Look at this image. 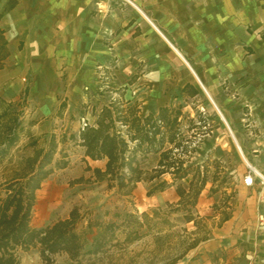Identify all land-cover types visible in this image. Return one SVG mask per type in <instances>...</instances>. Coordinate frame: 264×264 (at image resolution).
I'll list each match as a JSON object with an SVG mask.
<instances>
[{
	"label": "crops",
	"instance_id": "0c3cea01",
	"mask_svg": "<svg viewBox=\"0 0 264 264\" xmlns=\"http://www.w3.org/2000/svg\"><path fill=\"white\" fill-rule=\"evenodd\" d=\"M9 2L14 6L7 10ZM0 16L9 51L0 70V97L15 101L26 90V102L43 118L37 130L56 125L78 134L86 124L94 125L92 110L71 123L66 116L79 111L88 96L96 104L107 103L111 94L100 80L111 75L112 63L119 76L128 78L125 65L169 57L164 41L183 63L174 67L182 94L191 98L183 92L189 85L199 95L194 78L223 121L203 141L200 154L217 161L227 157L235 176L227 220L212 227L207 239L177 264H264V183H243L246 167L264 177V0H0ZM245 48L250 55H244ZM214 50L213 72L209 56ZM206 76L222 80L231 95L211 88ZM136 82L137 76H130L120 88H125L126 100L141 109L140 100L154 101V113L168 106L161 87L150 91V97H132ZM63 103L62 116L53 119ZM217 104L226 108V119ZM244 111L246 119L241 118ZM151 157L156 158L154 169L159 156ZM175 189L151 196L149 206L177 203ZM205 194L206 188L195 207L199 214L217 203ZM31 226L45 225L36 227L31 221Z\"/></svg>",
	"mask_w": 264,
	"mask_h": 264
},
{
	"label": "trees",
	"instance_id": "16d2710c",
	"mask_svg": "<svg viewBox=\"0 0 264 264\" xmlns=\"http://www.w3.org/2000/svg\"><path fill=\"white\" fill-rule=\"evenodd\" d=\"M13 6L9 2L7 10ZM8 55L4 32L0 29V70ZM107 92L116 97L110 98L100 109L93 108L92 114L96 117L94 125L86 124L78 135L62 133L57 136L53 133L45 146L39 145V139L29 137L26 148L32 149V155L22 158L12 175L0 184V264H18L17 250L31 248L38 250L43 264H55L54 256H65L70 264H80L85 256L97 257L105 253L116 234L126 227H142L140 219L146 221L148 231L158 229L155 219L160 216H164L163 224L169 225L165 219L169 213H162L160 208L141 216L126 213L123 219L115 213V220L107 222L93 221L87 215H81L78 208H73L68 218L33 228L31 221L36 192L55 169L68 167L65 149L68 143L82 149L83 160L87 164L88 161L105 162L104 169L88 165L87 170L93 173L97 182L105 183L109 191L115 190L119 195L129 197L140 182L151 184L147 197L176 186L179 200L175 204H166V207L170 213H184V221L193 223L203 235L192 239L184 252L167 264H177L189 250L207 239L204 218L194 215L193 211L207 184L214 186L218 173L216 167L220 161H212L215 166L212 176L209 175L207 160L201 165L190 164V161L195 153V141L210 135L212 124L207 123L200 113L196 115V123L180 105L161 107L156 113L146 114L139 103L125 99V88ZM183 92L191 98L197 96L189 85ZM26 95L25 90L24 100ZM19 106V102H6L0 97V158L18 143L22 132ZM64 106L61 104L59 110ZM152 154L158 155L159 159L157 166L148 171L143 165ZM56 155H60L58 160ZM164 175H169L171 181L162 179ZM181 182H185L187 187ZM211 192L215 190L211 189ZM232 196L222 206L216 207L223 210L219 223L227 220L226 209ZM83 222L86 224L79 229ZM87 234H91L92 238L89 250L84 251ZM131 234L133 230L127 233L125 242L139 238L137 232L132 239ZM155 240L158 242L159 238ZM116 244L120 245L119 242Z\"/></svg>",
	"mask_w": 264,
	"mask_h": 264
},
{
	"label": "rangeland",
	"instance_id": "374dc122",
	"mask_svg": "<svg viewBox=\"0 0 264 264\" xmlns=\"http://www.w3.org/2000/svg\"><path fill=\"white\" fill-rule=\"evenodd\" d=\"M259 36L260 35H256L257 38H260ZM163 43L168 49L169 57H155L149 62L145 61L137 65H125V76H128L129 79L130 76H137L136 84L130 88L132 97L136 98L137 95L141 93H146V95L150 97V91H156L157 87H161L164 92V103L166 105L170 107L180 105L183 108V112L189 115L190 119L195 120L196 123H198L196 115L200 113L202 117L206 119L207 123L212 124V127L219 124L223 125L221 117L212 103L208 100L203 89L199 86L198 81H195L194 78L191 77L192 85L199 91V95L196 98L191 99L182 94L181 89L177 86L178 80L174 67L178 63L182 65L183 63L164 41ZM244 51V55L251 54L246 48ZM215 53L216 51L214 50L211 54L212 56H209V58L212 59L210 67L213 69V72L215 58L212 57L216 56ZM109 70L111 75H101L100 82L104 90L116 91L127 84L129 79L123 78L121 75L119 76V73L116 72V63H112L109 66ZM151 71H154L153 75H150V73H152ZM160 75H162L163 79L160 78ZM205 79L204 81L210 84L211 88L216 86L221 94H230L231 88L227 84L223 85L222 80H216V77L210 80L207 76ZM206 88L209 90L208 87ZM113 97L116 96L110 95V98ZM152 99L158 98L152 96ZM140 101L144 113H154V109L158 104L151 100ZM10 102L20 103L19 111L22 113V132L19 135L17 145L11 148L3 158H0V184L12 175V172L18 167L22 158L32 155V149L26 148L30 136L39 139L40 146H45L49 136L53 133L57 136H60L62 133H66L67 135L74 134L69 127L65 126L67 128L64 129L57 125L58 127L55 128V124V126L50 125L51 128L49 130L46 128L37 130L35 126L39 121L43 120V118H39L35 115L34 106L31 104L29 105L22 96L18 100ZM63 104L65 105V103ZM100 106V104H96V102L88 96L86 97V104L83 103L79 111L68 114V116H66V121H68V123L75 122L87 113V111L91 112L93 108L100 109ZM217 106L226 119V114L224 113L226 108L222 107L220 104H217ZM65 107L66 106H64V109L57 111L53 119H55V117H61V113L65 111ZM246 116L247 112L244 111L241 118L246 119ZM42 124L43 123H41L40 126ZM227 133L231 136L230 131L227 130ZM210 135L202 137L201 141H199V139L195 141L193 146L195 153L191 157L190 164L201 165L207 160L210 171L209 175L212 176L213 171H215V166L212 164L213 159L209 154L202 156L198 150L201 148V144L205 139L209 140ZM211 138H213V135ZM65 149L69 165L63 170L55 169L53 174L44 182L42 188L37 193L36 206L33 209L32 215L33 226L38 227L59 219H66L73 208H78L81 215H87L91 220L100 222L115 220L113 216L115 213H119L121 219H123L126 213H133L137 216H141L142 213L150 214L151 210L155 208H160L162 213H169L165 218L169 222V225L163 224L162 221L164 216H160L155 219L159 230L154 229L148 231L146 221L140 219L139 221L143 222L142 227H126L116 234L115 240L107 247L105 253L97 257L85 256L80 260V264H167L170 260L182 254L187 245L191 243L192 239L202 237L203 234L201 231H197L193 223H186L184 221V213H170L166 205L149 206L152 203V199L147 197L146 193L151 184L144 183L136 186L129 197L119 195L115 190L109 191L105 183L97 182L93 173L87 170L89 164L84 162L81 148L73 143H68ZM59 158L60 155H56L55 159L58 160ZM155 160V157L148 158L143 168L150 171ZM101 165L102 164L90 163V167L92 168L102 167V169H104V166ZM216 170L218 172L216 176L217 180L214 186H212L211 183L207 184L205 195L208 198L212 197L215 201L217 200V203L209 207V211L206 213L199 214L195 209L193 211L194 215L204 218L207 233L220 221L223 210L220 209V207H216L222 206L223 202L232 194L234 187L233 183H235V176L232 175V166L229 164V159L227 157L219 162ZM247 173L253 174V169L251 170L246 167L245 174ZM257 173L261 175L258 171ZM257 176L258 175L255 176V180L261 182L258 178L259 176ZM162 179L168 182L171 181L169 175H164ZM181 184L187 187L185 182H181ZM211 189H214L215 192H211ZM85 224L86 223L83 222L79 226V229ZM132 230L133 234L130 236L131 239L136 232L139 238L127 243L125 242L126 235ZM91 238V234L86 235L84 251L89 250ZM156 238H159L158 242L155 240ZM116 242H119L120 245H117ZM16 257L18 258V264H43L39 257V252L35 248H31L27 251L17 250ZM181 259L179 261H181ZM53 261L55 264H70L65 256H54Z\"/></svg>",
	"mask_w": 264,
	"mask_h": 264
},
{
	"label": "built area",
	"instance_id": "2783aa9c",
	"mask_svg": "<svg viewBox=\"0 0 264 264\" xmlns=\"http://www.w3.org/2000/svg\"><path fill=\"white\" fill-rule=\"evenodd\" d=\"M253 174L247 173V174L244 175V177H243L244 185H246L248 187L253 185V183L255 181V176H256L255 174H254L255 176ZM258 178L261 180L262 183H264V178H261V177H258Z\"/></svg>",
	"mask_w": 264,
	"mask_h": 264
},
{
	"label": "bare ground",
	"instance_id": "6f19581e",
	"mask_svg": "<svg viewBox=\"0 0 264 264\" xmlns=\"http://www.w3.org/2000/svg\"><path fill=\"white\" fill-rule=\"evenodd\" d=\"M253 172H254L256 175H258L259 177L263 178L261 175H259V174L257 173V171H256L255 169H253Z\"/></svg>",
	"mask_w": 264,
	"mask_h": 264
}]
</instances>
